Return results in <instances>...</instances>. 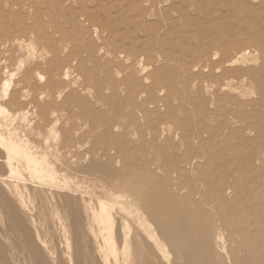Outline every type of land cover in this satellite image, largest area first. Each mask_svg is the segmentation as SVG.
<instances>
[{
	"label": "rangeland",
	"instance_id": "obj_1",
	"mask_svg": "<svg viewBox=\"0 0 264 264\" xmlns=\"http://www.w3.org/2000/svg\"><path fill=\"white\" fill-rule=\"evenodd\" d=\"M239 47L245 55L230 62ZM72 77L88 90L65 86ZM242 83L253 93L237 95ZM261 89L264 0H0V180L10 183L0 188L29 210L49 195L46 184L102 192L104 181L79 168L95 144L115 168L160 166L159 177L184 187L238 183L264 193ZM58 92L57 102L76 96L85 118L62 116L50 130L29 105L9 102ZM35 217L54 261L69 264L55 216Z\"/></svg>",
	"mask_w": 264,
	"mask_h": 264
},
{
	"label": "bare ground",
	"instance_id": "obj_2",
	"mask_svg": "<svg viewBox=\"0 0 264 264\" xmlns=\"http://www.w3.org/2000/svg\"><path fill=\"white\" fill-rule=\"evenodd\" d=\"M18 40L13 38V43L20 46ZM26 48L27 56L31 55V43ZM246 49L239 47L229 61H237ZM27 80L23 76L16 84ZM76 84L88 90L77 77L65 81L67 87ZM241 87L237 95L253 93L252 85L242 83ZM257 94L259 101H264V90ZM60 95L49 93L42 103L35 93L16 103L11 96L9 102L17 104L19 110L29 105L38 123H52L50 130L62 116L85 118L83 110L74 109L76 96H65L57 102ZM66 131L70 135L76 127L69 126ZM97 150L95 144L89 146V164L79 168L90 178L104 181L102 192L59 191L60 185L46 184L49 195L41 197L38 208L29 210L23 198L12 199L0 188L4 221L0 264H64L54 261V246L34 221L35 216L47 213L55 216L54 222L68 240L72 255L69 264H264L262 191L244 190L238 183L209 190L199 185L184 187L170 174L159 177L156 170L160 166L154 170L115 168L111 161H100ZM186 163L180 167L183 172ZM244 192L246 196L241 197Z\"/></svg>",
	"mask_w": 264,
	"mask_h": 264
}]
</instances>
